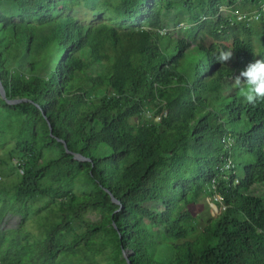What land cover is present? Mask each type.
Wrapping results in <instances>:
<instances>
[{
	"label": "trees",
	"instance_id": "trees-1",
	"mask_svg": "<svg viewBox=\"0 0 264 264\" xmlns=\"http://www.w3.org/2000/svg\"><path fill=\"white\" fill-rule=\"evenodd\" d=\"M76 1L0 0V82L7 98L25 99L0 97L22 168L0 204L1 264H58L95 248L101 234L115 263L128 264L125 252L131 264H264V100L249 104L232 87V77L264 60V34L259 51L250 38L251 21L264 23V0H112L119 27L61 12ZM224 3L249 4L258 17L238 19L247 13L235 10L225 18ZM157 5L165 12L182 5L231 42L194 41V26L163 40ZM229 49L232 59L218 62ZM226 157L242 173L219 186L226 207L207 219L206 241L197 242L186 206L206 194ZM39 197L58 201L60 217L30 243L21 224L27 202ZM11 205L20 215L15 230L1 226ZM89 210L98 220L75 232L74 219Z\"/></svg>",
	"mask_w": 264,
	"mask_h": 264
},
{
	"label": "rangeland",
	"instance_id": "rangeland-1",
	"mask_svg": "<svg viewBox=\"0 0 264 264\" xmlns=\"http://www.w3.org/2000/svg\"><path fill=\"white\" fill-rule=\"evenodd\" d=\"M157 13L163 17L164 29L162 30L163 40L167 39L165 32L171 33L173 36L185 35L187 29H191L193 26L196 29L194 35V41H202L204 43H210L213 41H223L224 43H230L232 36L224 38H217L212 35L211 30L214 28L213 22L209 19H200L196 21L191 13L182 5H177L173 10L165 12L160 5L155 7ZM235 10L252 14L254 10L249 4H227L224 3L220 6V12L225 18H234ZM63 14L72 15L79 22L84 24H92L100 20H107L120 26V21L113 13L112 0H79L72 4H67L62 7ZM20 19V17H19ZM250 19L249 21H251ZM252 22L251 40L254 43L256 51L262 49L261 36L264 34V23L261 21ZM177 23H181L182 28H177ZM92 71L91 69H89ZM137 119L132 118L131 121L135 122ZM16 126L11 116L2 110H0V204L8 199L9 194L13 191V186L17 183L19 178V168L16 166V158L13 157L14 142H15ZM42 134L39 133L34 141V148L38 149L42 144ZM13 157V158H12ZM237 173H242L241 169H237ZM82 183H75L74 191L79 192L83 188ZM258 193L261 189H257ZM187 210L191 213L197 230L190 238L197 242L206 241L203 226L207 219L212 217L210 207L206 200L205 194L199 200L188 204ZM18 205H11L5 212V217L2 220L1 226L12 228L9 230L17 229L18 222L20 223V215L17 212ZM26 217L21 224V231L24 235V239L33 243L38 238L42 237V230L45 226L59 220L60 211L58 209V201H54L49 197H39L27 202L25 209ZM99 218V214L96 211H87L79 218H75L73 221L75 232L79 233L84 228V222L96 221ZM201 234V235H200ZM71 235V234H70ZM256 239V237H250ZM96 246L91 250L81 249L76 255L61 256L59 257L58 264H123L115 263L108 258V254L111 245L106 244V234H101L96 238ZM1 264V261H0Z\"/></svg>",
	"mask_w": 264,
	"mask_h": 264
},
{
	"label": "clouds",
	"instance_id": "clouds-1",
	"mask_svg": "<svg viewBox=\"0 0 264 264\" xmlns=\"http://www.w3.org/2000/svg\"><path fill=\"white\" fill-rule=\"evenodd\" d=\"M233 57V51L221 50L216 60L226 64ZM232 87L240 89L244 100L249 104H255L258 100H264V60L257 59L249 63L239 75L232 77Z\"/></svg>",
	"mask_w": 264,
	"mask_h": 264
},
{
	"label": "built area",
	"instance_id": "built-area-1",
	"mask_svg": "<svg viewBox=\"0 0 264 264\" xmlns=\"http://www.w3.org/2000/svg\"><path fill=\"white\" fill-rule=\"evenodd\" d=\"M257 17H258L257 13H252L250 15H247V14L237 15L238 19H244V20L256 19ZM143 115H144V119L147 121H150L152 119L151 110L149 107H146L143 110ZM232 140H233V137L230 132H227L223 136V142L226 147L231 146ZM19 171L22 172V168H19ZM232 174H237V171H235L234 169L231 157H226L225 161L219 166H217L215 176L211 179L210 183L206 186L205 196H206L208 205L210 207V212L213 214L212 216L218 215L226 207L223 202V196L219 190V186H221L222 183L224 184L225 182H227Z\"/></svg>",
	"mask_w": 264,
	"mask_h": 264
},
{
	"label": "water",
	"instance_id": "water-1",
	"mask_svg": "<svg viewBox=\"0 0 264 264\" xmlns=\"http://www.w3.org/2000/svg\"><path fill=\"white\" fill-rule=\"evenodd\" d=\"M0 97H1L2 99H4L7 103H17V102H19V101L25 100V99H9V98H7V97L5 96L4 87L2 86L1 82H0ZM48 125H49V123H48ZM49 129H50V131H51V127H50V125H49ZM63 145H64V149L66 150V152H68V153H72L70 150H68V148H67V146H66V144H65L64 142H63ZM73 157H74L75 159H78V160H89L88 158H86V157L80 155L79 153H73ZM109 194H110V192H109ZM110 195H111V194H110ZM111 198H112V201H113V202H115V203H119V201L116 200L113 196H111ZM122 253H123V254H122L123 257L126 258L128 264H131L130 261L127 259V255H126V253H125V252H122Z\"/></svg>",
	"mask_w": 264,
	"mask_h": 264
}]
</instances>
